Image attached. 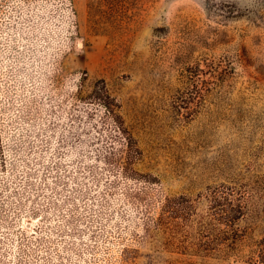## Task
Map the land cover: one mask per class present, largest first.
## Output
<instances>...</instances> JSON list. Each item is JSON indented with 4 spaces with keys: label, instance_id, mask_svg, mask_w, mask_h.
Returning <instances> with one entry per match:
<instances>
[{
    "label": "rangeland",
    "instance_id": "1",
    "mask_svg": "<svg viewBox=\"0 0 264 264\" xmlns=\"http://www.w3.org/2000/svg\"><path fill=\"white\" fill-rule=\"evenodd\" d=\"M0 264H264V0H0Z\"/></svg>",
    "mask_w": 264,
    "mask_h": 264
},
{
    "label": "trees",
    "instance_id": "2",
    "mask_svg": "<svg viewBox=\"0 0 264 264\" xmlns=\"http://www.w3.org/2000/svg\"><path fill=\"white\" fill-rule=\"evenodd\" d=\"M76 98L86 104L87 112L91 113L92 110H100L97 116L100 121V130L104 133V143L106 144V156L114 155L116 150L115 143H121L123 146V161L114 163V167H117L119 172L124 177H133L137 171L134 169L133 164L142 157L143 151L139 145L138 139L132 133L131 129L125 124L122 114L120 113V104L117 99L110 93L104 80H98L94 82L91 91L85 96L77 95ZM91 105V107H87ZM96 112V111H92ZM95 125V124H94ZM97 126V124H96ZM98 127V126H97ZM122 149V148H120ZM138 174V173H137ZM215 193L211 194V200H215ZM237 199V198H235ZM230 198L225 192L223 194L224 203L218 210H214L212 215H221L225 223L231 226L236 218L237 214L241 213L242 204L238 200ZM233 232L232 241L227 243V246L231 247V243L234 241L238 232L237 229L231 227ZM228 234V233H224ZM228 238V236H225Z\"/></svg>",
    "mask_w": 264,
    "mask_h": 264
}]
</instances>
